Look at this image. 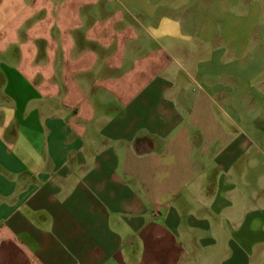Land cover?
<instances>
[{"label":"crops","instance_id":"0c3cea01","mask_svg":"<svg viewBox=\"0 0 264 264\" xmlns=\"http://www.w3.org/2000/svg\"><path fill=\"white\" fill-rule=\"evenodd\" d=\"M0 264H264V0H0Z\"/></svg>","mask_w":264,"mask_h":264}]
</instances>
